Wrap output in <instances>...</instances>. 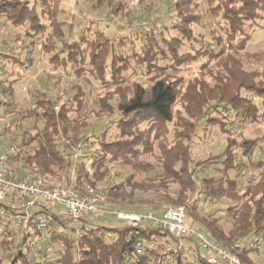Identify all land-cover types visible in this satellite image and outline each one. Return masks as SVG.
Listing matches in <instances>:
<instances>
[{"label": "trees", "instance_id": "1", "mask_svg": "<svg viewBox=\"0 0 264 264\" xmlns=\"http://www.w3.org/2000/svg\"><path fill=\"white\" fill-rule=\"evenodd\" d=\"M62 1L0 0V25L22 30L32 39L30 47L40 44L54 71L61 68L77 78L87 74L107 94L91 102L90 94L74 84L70 94L64 89L58 96L50 88L54 76L47 74L46 83L29 85L32 106L15 113V87L23 84L22 78L9 72L3 61L30 69L33 59L29 46L21 47L25 61L14 55L13 47L0 53V98L4 97L0 109L14 112L13 126L21 127L26 120L35 123V133L26 144L33 146L19 171L44 175L55 185L65 176L67 185L84 196L88 186L99 191L98 185L110 177L116 163L138 172L153 171L143 157L158 151L157 176L139 182L131 174L118 185L101 189L103 206L136 207L139 210L125 211H150L158 217L168 208L184 206L189 225L200 227L211 243L235 255L241 264H259L260 249L264 250V136L249 139L244 130L264 117V52L246 54L261 63V73L247 69L240 52L252 40L247 28L264 20V0H204L210 18L224 23L226 50L201 43L203 35L193 28L203 26V19L190 14L194 0L174 3L177 19L168 24L159 21L154 25L157 35L152 31L140 42L127 35L110 37L91 25L81 27L76 36L70 29L64 32L58 18ZM90 1L94 9L115 6L114 0ZM121 10L119 5L113 11ZM189 39L201 43L200 48L188 46ZM192 63L199 64L193 81L182 74ZM178 105L183 114L175 111ZM93 117H111L112 125L93 136H81ZM214 132L225 137L219 154L211 149L208 158H199L193 149L196 140L202 135L209 140ZM77 145L85 147L82 167L72 153L71 147ZM20 156L15 155L11 164ZM253 175L257 178L242 189V179ZM216 211L224 214L215 218ZM51 216L53 225L49 237L39 242L41 249L30 246L36 234L22 235L12 222L0 221V264H209L195 238H187L186 249L167 259L164 253L175 239L155 226L126 222L108 228L87 218L78 235L67 216ZM253 242L261 248H251Z\"/></svg>", "mask_w": 264, "mask_h": 264}, {"label": "rangeland", "instance_id": "2", "mask_svg": "<svg viewBox=\"0 0 264 264\" xmlns=\"http://www.w3.org/2000/svg\"><path fill=\"white\" fill-rule=\"evenodd\" d=\"M115 6L103 7L100 9L92 8V3L90 0H63L60 4V14L58 16L60 22L64 25V32H67L69 29L72 30L73 34L76 36L81 27H85L91 25L92 27H97L99 30H102L110 37L115 34H121L122 36H128L129 38H133L136 42H140V38H147V35H150L152 31H154V35L156 34L155 24L158 22H162L163 24L169 23V21H174L177 19V14L174 13L173 4L176 2H180L181 0H114ZM194 5L191 7L192 11L190 14L194 16L199 15L202 25H194V32L197 34L203 35V37H199L201 43L205 46L211 44L213 46H217V50L219 49H227L226 44V36L224 31V23L220 20L210 18V13L207 11V5L204 0H194ZM119 5H122V10L117 11L115 13L114 8H118ZM190 9V8H189ZM262 16V15H261ZM253 28L247 31L251 33L252 40L250 41L247 49L245 51L240 52L241 56L244 58L245 66L247 69H253L258 72H262L261 63L255 62L253 59L247 58V55L258 54L260 52H264V20H257L252 23ZM120 28H123L120 30ZM51 33V30L48 31ZM173 35H176L174 30L171 31ZM18 35L19 41L18 43H13V39ZM139 40V41H138ZM32 39L24 36L22 30H15L10 26L0 25V53L7 52L9 49H15L14 55L20 57L23 61L25 58L21 53L22 46H29V53H31L30 57L33 59V65L29 69H23L18 66H12L10 62L3 61L4 64L7 65V69L9 72H13L14 74H20L22 78V83L19 86L15 87V99L18 103L17 108L15 109V113L23 111L24 109H28L32 106V98L29 92V85L32 87H36L40 84V82H47L48 77L47 74L53 75L51 81H49L50 88L53 89L52 94H57L58 96L63 92L64 89H70V87L74 84L81 85L87 93L90 95V101L92 102L97 96H104L106 91L103 89L87 74H84L81 78H77L76 75H69L63 69H58L54 71L53 67L49 63V56L47 53L43 51V47L40 44L37 46L30 47V43ZM186 44L197 45V49L200 48L201 43L194 44V41L189 39ZM39 43V42H38ZM162 60H160L161 62ZM26 66V65H25ZM199 69L198 63H192L190 66H187L183 69V77L186 80L193 81V78L197 76V71ZM178 77V76H175ZM134 78V75L132 76ZM179 78V77H178ZM70 94L71 91L69 90ZM66 94L64 100L68 96ZM4 99L1 96L0 100ZM175 111L179 112V114H183V110L181 105H178ZM13 113H6L2 108L0 109V150H6L8 148L15 147L18 150V154H21L20 161L14 162L11 164L13 168L17 170L20 175H27V172L30 173L28 175H33L34 173L29 172L25 169V171L20 172L19 170L23 168V158L27 152L31 151L32 146H26L29 136L33 135L35 132L33 127L35 123L32 120H26L22 123L21 127L13 126L10 122L13 116ZM231 115H228L227 121L230 120ZM113 118L102 117V118H91L89 121V128L85 129L82 132L81 136H93L94 134H98L105 129L109 128V124L112 125ZM40 125H38V128ZM244 135L249 139L261 138L264 136V117L260 122L251 123L250 126L244 130ZM203 138L200 140H196L197 144L194 146V154L199 158H208V154L211 152V149H214V154H219L217 151L221 149L222 145L225 143V137L222 134L214 132L213 135L207 140L205 135H202ZM84 138V137H83ZM92 139V138H90ZM240 139L235 138L234 144L237 145ZM84 147V145H82ZM72 153H74L75 146L71 147ZM85 148V147H84ZM260 155V154H259ZM158 151H155V154L152 156H144L143 161L154 168V170L150 169H142L138 172L139 169H135L132 166L125 165L123 163H116L111 167V174L105 182L99 184V191L94 190L95 193L93 196L97 199L99 206L105 208L102 204L103 197L100 191L103 188H111L113 186L118 185V183L127 176L131 174H136V180L139 182L148 181L151 178H155L158 174ZM75 158V157H74ZM264 158V155H263ZM76 165L82 167L83 162L86 161L84 155V149L82 148L79 156L76 158ZM135 170V171H134ZM76 174V169H75ZM46 177V176H45ZM76 177V176H75ZM234 178L235 175L233 174ZM48 178V177H47ZM257 178L256 175L248 176L242 179V185L240 187L243 189L249 179ZM50 179V178H48ZM61 182L57 183L61 186H68L67 179L65 176H62ZM55 183L58 182L56 178L53 180ZM169 188L173 191L176 190L175 185H170ZM99 192V193H97ZM152 194V193H151ZM210 207V206H209ZM122 209L129 210H139L136 207H127L123 206ZM133 208V209H132ZM215 207H210L212 212H215ZM111 209V208H105ZM143 212V211H142ZM144 214L150 213V211H144ZM223 212L216 211L214 217H220L223 215ZM223 221V220H222ZM97 224L106 226L108 228H116L121 227L126 224L121 220H118L112 216H102L96 220ZM75 225H73L74 227ZM224 228H228V225L223 223ZM261 248V247H260ZM259 248V249H260ZM188 254V253H187ZM190 255V253H189ZM261 257L258 258L259 264H264V250L260 249Z\"/></svg>", "mask_w": 264, "mask_h": 264}, {"label": "built area", "instance_id": "3", "mask_svg": "<svg viewBox=\"0 0 264 264\" xmlns=\"http://www.w3.org/2000/svg\"><path fill=\"white\" fill-rule=\"evenodd\" d=\"M82 148V145H77L73 149L75 158L79 156ZM17 154L18 150L15 147L0 150V221L12 222L22 235L36 234L37 237L30 242L32 248L41 249L39 242L49 237L53 225L51 214L65 215L71 219L78 235L82 220L113 216L133 226L148 224L169 233L175 239V243L169 246V252L164 253L167 259H170L172 254L186 249L187 238H195L201 242V246L208 254L209 264H218L220 261L241 264L235 255L211 243L200 227L189 225L184 206L168 208L161 217L152 212L146 215L105 209L99 206L93 196L95 191H90L89 187V194L81 196L72 187L52 184L44 175H20L11 166V160ZM200 194L205 198V195ZM206 200L214 201L211 197H206ZM250 247L258 249L260 246L253 242Z\"/></svg>", "mask_w": 264, "mask_h": 264}]
</instances>
